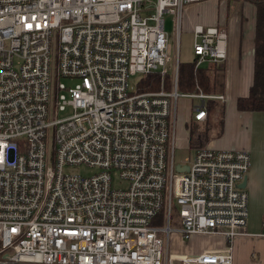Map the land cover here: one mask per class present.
Wrapping results in <instances>:
<instances>
[{"label":"built area","instance_id":"1","mask_svg":"<svg viewBox=\"0 0 264 264\" xmlns=\"http://www.w3.org/2000/svg\"><path fill=\"white\" fill-rule=\"evenodd\" d=\"M199 1L0 0V264H232V244L247 234L248 193L239 185L249 151L198 147L184 172L173 161L177 101L199 98L192 113L202 121L205 100L224 96L179 92L177 63L171 90L129 85L131 75L168 72L163 15L180 27L184 6ZM192 32L195 67L227 58L224 28L195 24ZM60 78L78 82L54 88ZM54 105L72 114L51 120ZM79 164L98 172H64ZM112 171L126 187L112 186ZM174 201L180 226L172 228ZM175 233L224 243L177 254Z\"/></svg>","mask_w":264,"mask_h":264},{"label":"crops","instance_id":"2","mask_svg":"<svg viewBox=\"0 0 264 264\" xmlns=\"http://www.w3.org/2000/svg\"><path fill=\"white\" fill-rule=\"evenodd\" d=\"M207 6L211 8V12L205 16L199 14V11ZM187 15L194 23L193 26L217 25L228 32L227 58L223 62H205L201 65L210 69L216 81V91L210 95H222L224 99H213L218 113L213 115L207 109L206 118L202 121L194 119V105L184 110V113L182 110L181 114L178 113V101L181 100L180 106H183V103L190 106L186 99L193 98L179 99L174 110V142L177 145L182 144L183 148L192 149L194 153L197 147L190 146V133L206 131L208 141L204 146L249 151L250 167L245 176V189L248 193L247 234L234 240L232 264H264V111H241L237 108L238 98L248 96L253 84L256 6L252 0H201ZM216 123H219V127ZM187 164L188 162L179 163L180 166ZM218 239L220 244L203 249L221 248L224 241L222 238ZM175 242H182L177 233L171 237V246ZM178 252L180 253L177 254H186Z\"/></svg>","mask_w":264,"mask_h":264},{"label":"rangeland","instance_id":"3","mask_svg":"<svg viewBox=\"0 0 264 264\" xmlns=\"http://www.w3.org/2000/svg\"><path fill=\"white\" fill-rule=\"evenodd\" d=\"M198 3V2H196ZM196 3H189L184 6L183 14H182V23L181 26L179 27L177 22L175 21V16L171 14H164V28L165 31L168 34V49H167V55L169 57V60L167 61L166 68L169 73H173V68L175 67L176 63H189L192 62L194 59L193 55V25L194 24L191 20L190 17H188V13L190 9L196 4ZM209 4V2L207 3ZM211 12L210 7H203L201 11H199V14L202 15H208V13ZM231 15V12L229 13ZM193 21H195V15L193 13ZM54 44H53V58H54V66H56V58H57V41L58 37L57 34H55L54 37ZM144 77L141 74H135L131 75L129 77V85L132 90H135L137 88L138 83L143 79ZM173 76H170V81H169V86H163V89L168 91L171 90L174 86L173 82ZM59 82L60 84H63L65 87H73L77 82L78 79H68V78H60L58 81L55 79L53 80V85L54 88ZM159 87L158 90H160L162 87ZM220 89V88H219ZM154 90V91H158ZM152 91V92H154ZM61 94L65 95L68 97V93L64 90L61 91ZM181 99V98H180ZM188 103H183V106H180V101L178 104V113L182 110L184 113V110H188V107L191 108V105H198L201 100L200 99H186ZM52 114H51V120L55 119H64L67 118L72 114V110L70 107H66L63 111H59L56 108V105L52 106ZM181 114V113H180ZM216 126L219 127V123H216ZM221 128V126H220ZM53 128L50 129V135H49V140H48V153H51L54 149L53 145ZM171 138H172V131H171ZM170 138V142H171ZM171 152V147H169V154ZM193 157V150L189 148H183L182 144L175 143V149H174V164L175 166L179 163H185V162H190V160ZM170 165V157L168 158V168ZM169 169H167L168 171ZM64 172L65 173H73V174H80L84 177H89L94 173L98 172L97 168L93 167H88L83 164L79 165H71V166H66L64 167ZM168 172H166V177L168 179ZM111 184L114 188H124L127 186V182L123 181L120 179L117 173L112 171L111 174ZM166 192V191H165ZM178 206L175 204V201L172 204V209H171V227H177L180 226V222L178 219ZM166 214V202L162 210L158 213V215L155 217L154 222L158 225L165 224L164 218ZM194 238V237H193ZM192 238V239H193ZM190 241H182L180 244L175 242L173 246L170 247L171 251H175L176 253H180L178 251H182L184 253H194L199 252L200 249L204 250L203 247H210L211 245H216L220 244V239L215 238L214 236H195V239ZM185 243V244H184ZM209 249V248H208ZM201 251V250H200Z\"/></svg>","mask_w":264,"mask_h":264},{"label":"trees","instance_id":"4","mask_svg":"<svg viewBox=\"0 0 264 264\" xmlns=\"http://www.w3.org/2000/svg\"><path fill=\"white\" fill-rule=\"evenodd\" d=\"M256 6L255 17V56H254V78L248 96L238 98L237 108L241 111H264V0H252ZM207 67H195L194 60L189 63H178L177 90L182 93L214 94L216 81ZM170 76L167 72L161 76L159 72L146 75L137 85L138 92L158 90L163 85L168 87ZM206 110L217 114L218 108L213 99L205 100ZM207 112V113H208ZM206 131L190 133V146H204L208 141Z\"/></svg>","mask_w":264,"mask_h":264},{"label":"water","instance_id":"5","mask_svg":"<svg viewBox=\"0 0 264 264\" xmlns=\"http://www.w3.org/2000/svg\"><path fill=\"white\" fill-rule=\"evenodd\" d=\"M175 169H176L177 172L188 171V165L180 166L179 164H177L175 166ZM246 184H247V178L245 177L243 179V181L241 182V184L239 185V187L245 189L246 188Z\"/></svg>","mask_w":264,"mask_h":264}]
</instances>
